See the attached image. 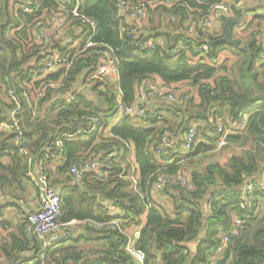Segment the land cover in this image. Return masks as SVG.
<instances>
[{"label":"trees","instance_id":"trees-1","mask_svg":"<svg viewBox=\"0 0 264 264\" xmlns=\"http://www.w3.org/2000/svg\"><path fill=\"white\" fill-rule=\"evenodd\" d=\"M23 1L0 0V194L14 199L25 194L33 187L32 165L47 163L57 156L65 158L57 170L66 174L71 165L92 162L99 155L103 165L110 154L120 152L121 156L109 158L114 167L99 166L84 175L82 185L62 192L60 223L109 221L108 209L98 200L104 195L132 223L138 224V218L147 211L146 223L135 244L144 251L145 264L157 260L160 264H264V189L257 187L244 200L240 199L245 184L259 185L264 178V49L259 46L264 38L250 35L238 47L219 44L224 24L235 17L234 12L230 18L220 17L219 34L198 25L217 0H123L129 6L139 1L151 3L146 24L139 26L127 25V15L118 14L119 0H32L31 13L21 10ZM76 4L79 13L96 23L94 46L72 60L71 69L56 91L48 89L44 98L36 101L33 90L39 82L34 79L38 80L36 73L50 54L40 52V46L35 44L39 30L36 23L51 17L41 16L43 10H51L68 17V27L77 28L79 22L70 18ZM238 10L241 13L242 6ZM192 24L195 37L187 32ZM82 29L77 48L70 50L65 41L49 38L52 44L49 42L47 48L63 56L83 50L88 31ZM149 41L154 44L152 49L136 46H145ZM203 44L207 50L198 52ZM228 48L236 61L218 65V55ZM101 51L115 60L117 92L124 104H133L138 87L154 79L170 92L186 95V100L180 105H165L159 114L147 112L146 120L138 119L150 128L138 127L134 118L124 117L108 135H100L99 127H104L115 106L116 91L109 86L99 90L101 84L77 90L100 64ZM61 76L62 72L48 74L46 80L56 82ZM179 84L194 89L197 101L190 91L174 87ZM149 88L144 85L145 93ZM89 91L95 98L90 99ZM23 92L28 93V101ZM67 93L72 95V101L66 99ZM99 98L101 106L97 105ZM15 107L17 110L12 113ZM95 119L100 126L91 131ZM243 119L244 127L232 129L228 144L221 148L233 153L224 164L212 162L199 169L191 168L187 188L165 185L159 191L171 204L170 215L160 206H148L154 183L162 177H175L181 160L217 150L215 133L219 121L230 128ZM5 125H11L13 130L1 128ZM190 126L196 129V140L185 155L174 153L169 147L156 156L155 150L164 136L170 142L167 134L175 133L172 139ZM17 138L21 139L19 144L14 143ZM154 141L157 142L153 145ZM128 144L133 146L137 165L135 189L127 180L131 171L125 165ZM170 160L166 168H161L163 162ZM23 227L21 239L10 248H0L6 258L3 264H135L125 253L124 235L93 227L85 230L96 236L90 241L98 246L78 248L76 242L80 239H74L72 228H68L65 236L46 250L42 263L41 245L34 236H26L25 220ZM224 237L227 242L218 252ZM190 242L196 245L194 252L187 248ZM28 251L32 254H26Z\"/></svg>","mask_w":264,"mask_h":264},{"label":"built area","instance_id":"built-area-1","mask_svg":"<svg viewBox=\"0 0 264 264\" xmlns=\"http://www.w3.org/2000/svg\"><path fill=\"white\" fill-rule=\"evenodd\" d=\"M161 1V0H159ZM250 0H239L237 7L243 6L249 3ZM34 3L32 0H24L21 5V10L24 13H31L32 12V5ZM150 2H145V1H139L137 3H134V5L129 6V4H125V1L119 0L117 7H118V14L120 16H125L127 15L128 12V7L131 9V15L137 19H147L148 16V6L150 5ZM232 5H233V0H217L214 2L210 8L207 11V14L204 15V17L201 19L199 22L200 28L203 30H207L208 32L212 30L213 28V23L216 19V17H226L230 18L233 15V10H232ZM78 4L73 7V9L70 11V18L76 19L80 26L75 28L77 30V35L79 36V41H81L80 37L82 35L83 29L82 27L86 28L88 31V37L86 40V44L84 46V49L81 51H74L73 54L63 56L60 53H55L49 50L47 48V45L49 44V39L46 36V29H48L49 25V20H39L36 23V27L39 28L38 33H39V38L41 44L38 45L40 46V52H49L47 58L43 61L41 64V67L36 73V79H34L35 82L38 83V87L33 90V95L34 99L36 101H39L44 98L45 93L48 89H52L54 91L57 90V88L60 87V83L63 80V77L66 76L67 72L71 69L72 66V60L78 56L82 51L88 48H92L94 46L93 43V37L96 34V23L78 11ZM64 8H62L63 10ZM45 16V15H43ZM54 18H57L58 22V27L60 28L61 32H65L67 26V19L68 17L66 16H55ZM173 20V19H172ZM71 29V28H69ZM67 32V31H66ZM188 34L191 36H196V30L194 28V25H190L188 29ZM211 33H215L211 31ZM138 49H152L154 47L153 42L149 41L148 43L144 45L137 44L136 45ZM259 46L264 49V39L260 41ZM207 50L206 45H201L197 51L198 52H204ZM102 54V59L100 61V64L97 66L96 70L90 74L88 77L85 85H82L83 87H91L92 85L95 84H101L99 86L100 90H104V81L105 79L112 74L117 73V66L115 63V60L110 57L109 53L106 51H101ZM261 58V57H260ZM58 72H62L63 76L60 77V79L56 82L46 80L48 74H55ZM146 84V83H144ZM144 84H141L138 87V97L135 99L134 103L131 105L124 104L121 100H119L115 108L113 109L114 114H118L120 116L124 117H131V118H136V119H141V120H146L148 119L149 115L145 108L142 106L144 100H145V89H144ZM153 94L161 101H166L169 104H175V105H180L183 103L187 96L181 93H172L166 88H158L155 91H153ZM10 97H12V93H9ZM24 98L28 101L29 95L26 92H23ZM67 100L72 101L73 97L71 94L67 93L65 95ZM17 110V107L13 109L14 113ZM33 115H36V111L34 110ZM93 126L91 130H94L95 127L100 126V122L98 120H93L92 121ZM245 125V120H241L236 124H233L231 128H228L225 126L221 121H219L217 125V131L215 133V136L218 137V140L216 141V148L220 149L222 147H225L228 143V135L232 132L233 130H240L244 127ZM103 127V126H102ZM102 127H99L102 129ZM4 129V126L1 127ZM99 129V130H100ZM21 139L17 138L15 140V144H19ZM196 140V129L193 126H190L187 128L184 134V149L185 151H189L190 148L192 147L194 141ZM61 143L58 141L57 146H60ZM169 147L168 140L166 136H164L160 141H159V146L155 150V154L160 155V153ZM120 154L118 153H112L108 157V159L105 162H108L112 157H117ZM63 161L65 162V158H62ZM41 166V165H40ZM100 166V162L96 163L95 161L92 162H82L80 165H71L68 170V174L71 176L74 182H80L82 181L84 175L86 173L92 172L94 170H97ZM31 179H34L38 186L41 189V201H40V206L37 210L29 212L26 214L25 217V232L27 237H32L34 236L40 246V249L43 253L42 257H40L42 263L44 261V253L46 250L50 249L53 247L58 242V235L56 234V231L62 227V226H69V225H89L90 227L96 228L99 231H117L120 234L124 235L127 238V243L125 246V253L126 255L135 263V264H145L146 262V255L144 251L136 248L135 243L132 241L130 238L129 234L127 233V225L132 223L130 220H126L124 217H120L116 215L113 211H109L108 217L109 221L107 222H102V223H97L93 222L90 220L86 221H71L66 224H62L59 221V217L61 215V203H62V194L60 191H58L56 188L48 186L47 185V179L46 175L43 172V169L41 167H38L37 172H35V169H31L30 173ZM127 180L130 181V188L135 189L136 188V178L133 175H129L127 177ZM165 185H179L181 187L187 188L189 186V180H188V175L178 173L175 177L169 176V177H162L159 179L156 183L153 185V191L159 192L162 190V188ZM261 187L264 189V178H262L261 182L259 185L257 183H251L248 182L245 184L242 189H241V195L240 199L244 200L245 195L253 191L255 188ZM235 223L237 225L240 224V221L238 219L235 220ZM234 235L237 234V231L235 230L233 232ZM227 242V238L224 237L222 239L221 245L217 248L218 252L222 250V248L225 246ZM26 254H32V251L26 252ZM45 264V263H43ZM154 264H160L159 260H157Z\"/></svg>","mask_w":264,"mask_h":264},{"label":"crops","instance_id":"crops-1","mask_svg":"<svg viewBox=\"0 0 264 264\" xmlns=\"http://www.w3.org/2000/svg\"><path fill=\"white\" fill-rule=\"evenodd\" d=\"M242 8H243V10L240 13V21L233 28V33H232V38L235 41L239 42V46H240V41L245 42L246 39L250 38V35H253V34L261 35L260 38H264V0H250L249 3L246 5H243ZM129 9L130 8L128 7V10ZM54 12L55 11H51V10H43L41 13V16L51 14V17L48 18V20L50 22L48 25V29H46V36L50 40H53V41H57V40L58 41L59 40L65 41L67 43V45L69 46L70 50L77 48L80 41H79V39H77V40L73 39V36H77V30L75 28L69 29L70 28V26H69L66 28L65 32H61L60 28L58 27L57 18H54V17L55 16L59 17L62 14L54 13ZM125 22L127 25L128 24L129 25L134 24L137 26H139L140 24H146L145 19H137V18L129 15L128 12H127V18H126ZM70 30L73 31L72 36L68 35V32ZM221 30H222L221 19L219 17H216V19L213 23V28L211 31L219 34L221 32ZM211 31H209V33H211ZM260 38L258 37L259 40H260ZM49 42L51 45L52 41H49ZM35 44L36 45L41 44L40 38H39V33H38V35L35 33ZM218 56H219L218 60H217L218 65L222 64L223 62L224 63L228 62V65H230L236 61V58L234 57V55L232 54V51L229 48L227 50L222 51ZM144 85H149V87H150L149 89H151V90H148L147 93L151 94V95L145 97V100H144L142 106L145 108V110L147 112H158L157 114H159V110H161L165 105H168L169 103L166 101L159 100L153 94V91H155L158 88H166L167 89V87L162 85L158 79H154L153 81H147V83ZM106 86L112 87L116 91V94L118 95L116 98V101H115V105H116V103L119 100H121L120 94L117 92L118 78H117L116 74L109 75L105 79L104 88ZM174 87L182 89L185 92L190 91L191 94L196 98L195 100L197 101V94H196V91L194 89L186 87L183 84L175 85ZM79 88L80 89H78L77 91L85 89L83 86H80ZM118 91H119V89H118ZM146 94H145V96H146ZM87 95L90 96V99L95 98V96L90 91L87 92ZM99 99H101V98H99ZM114 108H115V106L113 107V109ZM122 118H123L122 116H120L118 114H114L113 112H111L110 115H108V117L106 118V122L104 123V127L102 128L103 130L102 129L98 130V133L99 134L101 133L100 135H108L111 127L113 125H115ZM177 122H178V120H175V123H177ZM134 123L138 127L150 128L149 125L141 122L140 120H138L136 118H134ZM4 129H6V131H9V130H13V127L11 125L10 126L5 125ZM91 129H92V127H91ZM174 129L177 130L176 128H174ZM91 131H93V130H91ZM174 134L175 133L167 134L168 136L170 135V142L168 140L169 147H171L173 149L174 153L180 152L181 154L185 155L187 153V151H185V149H184V143H183L185 132L183 134L178 133L177 135L173 136L171 139V136ZM156 142L154 141L152 144L154 145V144H156ZM128 145L127 146L129 149V153L127 154L126 164L125 163L124 164L126 166L129 165L131 168L129 175H133L136 178L137 165L135 162L134 149H133L132 144H128ZM156 147H155V149H156ZM169 147L167 149H169ZM212 153L213 152H211L209 154H212ZM119 154H120V156L122 155L120 152H119ZM209 154L204 155V156H195V157H192L191 159L181 160V163H180L181 169L179 170L178 173L188 175V171L191 168L199 169L203 164H208V163H212V162L224 164L227 161V160H224L223 158H219L217 156L210 157V156H208ZM230 155H228V157H230ZM206 157H210L208 162H207V160H205ZM97 159H99L101 168L105 166L106 168L110 169L111 167L115 166V164L111 160H109L108 162H105L108 159V157L103 161V163H104L103 165H102V161H101V155L97 156L94 159V161L96 162ZM62 161L63 160H62L61 156L60 157L57 156L55 159L52 158L47 163L32 165V169H35V172H37L38 167H41L43 169L44 174L46 175L47 185L56 188L58 191L61 192V194H62V192H64V190L66 188H72L75 186L82 185V181L74 182L68 173L64 174V173L60 172L59 170H57V168L62 165ZM169 163H171V160L168 162H163L161 168H166L165 166ZM108 165H110V166H108ZM46 170L50 173V175H51L50 177H48V175L46 174V172H45ZM161 175L162 174H160L158 176H161ZM68 177H70L69 180H67ZM54 180H55V182H54ZM32 182H33L34 188L33 187L29 188L25 194L20 195L17 199L10 198L7 195H5L4 193L0 194V248L1 247L10 248L14 244L15 240L22 238V236H23L22 231L24 228L23 224H24L26 214H28L29 212L37 210L40 206L41 189L34 179H32ZM159 193L160 192L153 191V189L151 190L150 195L152 198L149 201L148 206L149 205L150 206L151 205L160 206L163 208V210L166 213H168L170 215L171 214V204H170L169 200L167 199V197L162 198L161 194H159ZM101 203L107 208L106 203H104L103 201H101ZM114 208L117 211H119L118 214L121 217L123 212L115 204H114ZM116 210L113 212L117 213ZM109 211H112V210L108 209V213H109ZM146 214H147V211L145 213H143L138 218V221H139L138 224L130 223L129 225H127V229H126L127 233L129 234L130 238L132 239V241L135 244L137 243V240L139 239V236H140V232L144 228V225L146 223ZM80 225H84V224H80ZM80 225H74L76 227H79L77 229L72 228V234H73L72 237L74 239H80L79 242H76L77 247L80 249L86 250V249H89L90 247L98 246L99 243H94V242L90 241V239L93 236L94 237H96V236L93 235L90 231L88 232L85 229L84 230L80 229ZM85 226L91 228L89 225H85ZM66 227L67 226H62L57 230V231H59L61 229V232L57 233V231H56V234L58 235L59 238L65 236V231L67 230ZM86 239H88V240H86ZM4 261H6V258L4 259L3 254L0 252V263L3 264Z\"/></svg>","mask_w":264,"mask_h":264},{"label":"water","instance_id":"water-1","mask_svg":"<svg viewBox=\"0 0 264 264\" xmlns=\"http://www.w3.org/2000/svg\"><path fill=\"white\" fill-rule=\"evenodd\" d=\"M238 1L239 0H233V5H232V10L235 14V17L234 18H231V19H228L225 24H224V36L222 39H220L218 42L219 44H224L228 47H231V46H234V47H238L239 46V42L235 41L233 38H232V33H233V28L239 23L240 21V12L237 8V4H238ZM131 9L128 10V14L131 15ZM68 35L69 36H72L73 35V31L70 30L68 32ZM102 104V100L101 99H98L97 101V105H101ZM99 162V159L96 160V163ZM98 200L99 201H103L104 203H106L107 205V208L112 210V211H115L116 209L114 208V203L110 200H108L107 198H105L104 195H100L98 197ZM117 211V210H116ZM119 211H117L116 215H119L118 214ZM125 214L123 213L121 215V217H124ZM187 248L190 250V252H194L195 251V248H196V245L195 243L193 242H190L187 244Z\"/></svg>","mask_w":264,"mask_h":264},{"label":"rangeland","instance_id":"rangeland-1","mask_svg":"<svg viewBox=\"0 0 264 264\" xmlns=\"http://www.w3.org/2000/svg\"><path fill=\"white\" fill-rule=\"evenodd\" d=\"M155 24V23H154ZM232 155L233 153H232V151H231V149H227V150H223V149H217V150H215V152H213L212 154H209L208 156H210V157H215V156H217V157H219V158H223L224 160H227V158H228V155ZM210 157H206L205 158V160H207V162H208V160L210 159ZM64 228V227H63ZM67 229L68 228H73V229H77V228H79V227H76V226H74V225H69V226H67L66 227ZM86 228V226L85 225H80V229H82V230H84ZM58 232H61V229L59 230V231H57V233Z\"/></svg>","mask_w":264,"mask_h":264}]
</instances>
